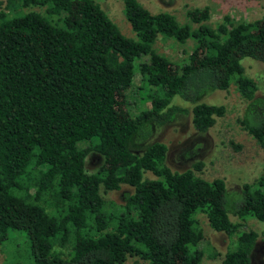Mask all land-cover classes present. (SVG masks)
I'll list each match as a JSON object with an SVG mask.
<instances>
[{
	"label": "trees",
	"instance_id": "16d2710c",
	"mask_svg": "<svg viewBox=\"0 0 264 264\" xmlns=\"http://www.w3.org/2000/svg\"><path fill=\"white\" fill-rule=\"evenodd\" d=\"M16 2L22 13L0 11V244L23 233L28 264H198L200 212L211 229L234 237L220 264H250L258 234L239 230L229 216L264 221V173L229 192L222 178L197 174L201 161L171 170L166 144L151 137L181 114H190L197 131L210 128L225 107L203 96L233 83L246 101L238 124L264 155V98L254 96L256 85L240 63L244 57L264 63V19L224 16L212 27L203 6L186 12L191 27L122 0L133 40L95 0ZM158 37L190 39L201 52L173 73L152 48ZM135 72L140 101L149 106L122 114L117 99ZM92 152L101 162L87 172ZM32 170L38 177L30 194L22 179ZM121 184L131 191L116 213L106 211L100 187Z\"/></svg>",
	"mask_w": 264,
	"mask_h": 264
},
{
	"label": "rangeland",
	"instance_id": "374dc122",
	"mask_svg": "<svg viewBox=\"0 0 264 264\" xmlns=\"http://www.w3.org/2000/svg\"><path fill=\"white\" fill-rule=\"evenodd\" d=\"M95 1L123 36L136 39L123 15L122 0ZM137 1L150 13L168 12L178 23H187L191 27H195L196 24L189 22L186 12L203 6H206L209 12L205 23L212 27L223 22L224 16L228 17V21H256L257 24L264 19V0ZM30 9L42 12V9L37 7ZM23 10L25 9L20 8L16 0H0V11L13 14L22 13ZM193 43L190 39L184 43H178L171 38L158 37L152 44V48L172 63L174 73L178 65L187 61L190 56H196L201 52V48L195 47ZM147 59V55H142L140 58L141 61H147ZM240 63L244 75L253 79L256 85L254 96L264 98V63L249 57L242 58ZM139 84L140 78L135 72L132 84L123 90L117 99L116 110L118 112L135 115L149 106L148 102L140 101ZM172 99L189 108V104L179 97L174 96ZM202 101L208 104H222L225 107L224 114L216 118L213 126L205 131H197L191 125L190 114H181L170 122L156 126L151 140H159L166 144V164L171 170L182 171L190 167L193 162L201 161V169L197 172L200 177L206 180L222 178L226 189L229 192H235L239 190L242 183L251 182L259 174L264 173V155L261 148L250 135L240 128L237 121V118L242 115L246 101L240 97L233 83L225 91L214 90L207 93ZM84 145L83 142L79 143V146ZM100 162L101 159L95 153H88L85 157L84 168L87 172H93ZM28 173L22 181L29 184L28 192L32 194L38 172L32 170ZM143 176H151V174L145 172ZM130 191L131 187L124 184H121L117 190L103 191L100 187L99 193L105 202V210L116 213L124 203L123 194ZM237 195H232V201L237 199ZM46 208L51 207L46 206ZM194 216L203 234V239L197 246L202 251L198 264H220L224 252L234 248V237H228L224 232L211 229L203 213L198 212ZM229 218L240 223L239 230L250 229L258 234L250 252V264H264V221L248 216H243L244 220H239L232 215ZM22 234L18 238L5 240L0 244V264H28ZM130 263L131 259L127 260L126 264Z\"/></svg>",
	"mask_w": 264,
	"mask_h": 264
}]
</instances>
